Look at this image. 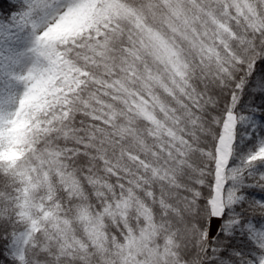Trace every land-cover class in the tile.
Here are the masks:
<instances>
[{"label":"clouds","instance_id":"1","mask_svg":"<svg viewBox=\"0 0 264 264\" xmlns=\"http://www.w3.org/2000/svg\"><path fill=\"white\" fill-rule=\"evenodd\" d=\"M248 7L235 23L218 15L231 30L222 35L233 53L264 55V0ZM52 15L49 22L55 23ZM96 23L102 21L92 22L90 32L86 23L69 18L50 36L52 55L63 54L58 69L66 71L56 85L65 91L36 90L25 106L20 127L27 139L15 167L0 169L15 194L0 201V208H8L0 229L11 237L10 259L119 264V245L135 237L142 244L141 264H194V257L183 260L180 253L191 251L195 239L187 227L201 208L194 195L207 187L214 160L205 139L211 135L207 114L227 86L225 73L198 45L164 29L175 47L171 58L154 55L126 25L123 43L98 49ZM129 45L139 60L124 51ZM221 58L231 59L223 49ZM248 245L242 253L247 264H264V240Z\"/></svg>","mask_w":264,"mask_h":264},{"label":"snow or ice","instance_id":"2","mask_svg":"<svg viewBox=\"0 0 264 264\" xmlns=\"http://www.w3.org/2000/svg\"><path fill=\"white\" fill-rule=\"evenodd\" d=\"M250 2L23 0L14 23L18 29L32 36L31 47L27 53H21V57L30 54L34 59L31 64L23 65L19 73L10 74V78L22 86L23 94L9 95L0 100V169L11 171L15 167L20 154L19 146L27 139L20 127L25 118V106L30 100L36 99V90L40 89L45 94H63L65 91L56 85L57 79L61 78L59 73L66 71L62 67L58 69V65L63 63V54L57 53L54 57L48 44L50 36L63 23L69 18L79 19L92 32V22L102 21L95 24L94 38L98 49H114L116 44L123 43L126 25L142 37L141 43L145 39L148 41L154 55L171 58L175 55V47L161 30L164 29L173 39L179 36L189 40L194 47L198 45V51L204 58L220 64L227 85L218 93V105L207 114L211 135L205 136V139L210 141L214 160L208 168L210 176L207 187L194 195L201 208L194 218L195 222L189 221L187 226L195 234L192 249H183L180 258L188 260L194 257V264H247L242 255L244 248L238 246L232 237L238 232L245 234L248 238L246 247L249 246L248 240H264V201L250 200L245 195L249 187L264 192V125L257 127L255 122L258 113L264 121V69L261 68L264 55L256 53L242 57L233 53L222 35H231V30L219 22L218 15L222 13L235 23L243 18L245 11H251L248 7ZM58 5L62 6L54 7ZM50 12L55 23L49 22ZM154 25H160V28ZM209 25H214L215 31H209ZM128 36H132L131 31ZM221 49L225 57L231 58L228 63L222 60ZM124 51L132 55L133 60L140 59L134 46H126ZM177 73L180 74L178 70ZM257 74H260L259 81L255 79ZM84 75L81 74V79ZM94 123L99 124L100 121L95 120ZM80 147L85 148L87 145ZM14 195L6 176L0 175V201L7 202ZM7 211L6 207L0 208V215ZM253 217L261 223L252 224L250 221ZM213 220H223L220 231L215 235L210 230ZM117 238L124 240L119 233ZM13 239L20 237L13 233ZM141 248L142 244L135 237L126 244H120L119 264H141L138 259L143 255L139 250Z\"/></svg>","mask_w":264,"mask_h":264},{"label":"rangeland","instance_id":"3","mask_svg":"<svg viewBox=\"0 0 264 264\" xmlns=\"http://www.w3.org/2000/svg\"><path fill=\"white\" fill-rule=\"evenodd\" d=\"M23 3V0H14ZM18 12L11 14L10 22L0 20V100L9 95L18 96L22 91V86L10 78L13 72L19 73L21 67L25 64H31L32 58L30 54L21 57V53H27L31 47L32 36L27 31L18 29L14 23ZM14 30H18L14 34ZM256 126L264 125L261 119L257 116L255 118ZM222 220L218 222L220 225ZM218 231V232H219Z\"/></svg>","mask_w":264,"mask_h":264},{"label":"trees","instance_id":"4","mask_svg":"<svg viewBox=\"0 0 264 264\" xmlns=\"http://www.w3.org/2000/svg\"><path fill=\"white\" fill-rule=\"evenodd\" d=\"M22 2L20 1H14V0H0V20H5L7 23L10 22L11 14L13 12H18L21 8ZM18 30H14V34H16ZM261 68L264 69V65H261ZM257 81L260 79V74H257L255 77ZM259 117V113L257 114ZM262 121V120H261ZM264 123V121H262ZM245 195L250 200H260L264 201V192L249 187ZM254 225H259L261 223L258 218H251L250 221ZM223 223V220H222ZM233 240H235V243L244 248V250L247 249L245 246V241H247V236L243 233H236L233 237ZM12 241L11 237L8 235V230L0 229V264H13V261L10 259L12 252Z\"/></svg>","mask_w":264,"mask_h":264},{"label":"water","instance_id":"5","mask_svg":"<svg viewBox=\"0 0 264 264\" xmlns=\"http://www.w3.org/2000/svg\"><path fill=\"white\" fill-rule=\"evenodd\" d=\"M211 232L215 235L218 233L219 231V228H218V223L217 225H212L211 228H210Z\"/></svg>","mask_w":264,"mask_h":264},{"label":"bare ground","instance_id":"6","mask_svg":"<svg viewBox=\"0 0 264 264\" xmlns=\"http://www.w3.org/2000/svg\"><path fill=\"white\" fill-rule=\"evenodd\" d=\"M219 222V220H213L210 222V228L212 225H217V223Z\"/></svg>","mask_w":264,"mask_h":264}]
</instances>
